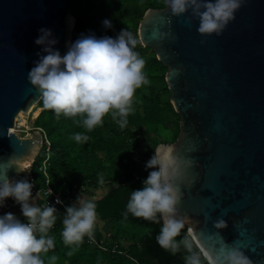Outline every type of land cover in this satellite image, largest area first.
Segmentation results:
<instances>
[{"label":"water","instance_id":"1","mask_svg":"<svg viewBox=\"0 0 264 264\" xmlns=\"http://www.w3.org/2000/svg\"><path fill=\"white\" fill-rule=\"evenodd\" d=\"M69 1L0 0V175L8 179L41 149L42 132L22 127L24 111L41 97L28 73L37 53L47 54L35 43L41 28L58 41L54 50L66 53L75 21ZM190 15L171 16L164 0L147 6L137 24L142 45L166 66L169 101L179 115L175 138L155 148L172 145L178 158L196 162L174 180L183 192L177 208L187 217L186 232L192 229L213 256L221 242L235 243L253 264H264V0H241L219 36L199 34L198 19L185 23ZM169 20L175 42L152 39L155 28L169 30ZM221 218L227 227L216 229Z\"/></svg>","mask_w":264,"mask_h":264},{"label":"clouds","instance_id":"2","mask_svg":"<svg viewBox=\"0 0 264 264\" xmlns=\"http://www.w3.org/2000/svg\"><path fill=\"white\" fill-rule=\"evenodd\" d=\"M171 16L179 17L191 11L185 20L191 25L192 19L199 20L198 33L204 36L222 35L227 25L235 19V12L241 7V0H165ZM169 30L155 28L152 39L160 42L177 37ZM106 28H111L110 20H104ZM35 43L41 45L42 55L28 73L31 85L41 93L43 106L53 110L59 117H80L78 123L91 132L102 126L104 118L110 115L121 130L128 124V116L133 111L136 90L150 84L143 69L145 60L135 51L143 43L138 35L128 29H122L116 38L105 36L97 39L94 36L82 35L72 42L63 56L53 46L58 41L53 38L50 29L41 28ZM205 41H201L204 43ZM181 68L173 70L178 75ZM78 143L87 142L90 137L76 133ZM172 145H161L147 162L146 168L157 169L149 172L143 181L141 190H134L123 213L125 219L129 213L135 218H143L153 223H162L157 243L165 251L175 255L181 247L188 253L183 259L185 264H253L244 251L236 244L221 242L219 254L213 256L197 242L192 229L183 239L177 240L187 222L186 216L179 215L177 205L183 198L180 187L174 180L182 175V168L195 166L193 159H180L174 155ZM19 167V166H18ZM20 171H23L19 167ZM103 184V178H101ZM33 184L26 179L10 181L6 174L0 175V207L6 198L11 197L21 205V212L26 219L22 223L14 214L0 216V264H44L41 254L54 249V239L49 231L57 222V209L47 204L43 208L33 206ZM50 191V195L51 190ZM49 195V196H50ZM41 199V191L37 193ZM57 203H61L57 199ZM63 217V243L78 248L87 236L91 241L97 224H103L96 212V203L90 199L77 197V203L66 207ZM216 229L227 227L225 220L214 222ZM198 249V251H197ZM68 255H72L69 252ZM51 261L57 259L52 256Z\"/></svg>","mask_w":264,"mask_h":264},{"label":"trees","instance_id":"3","mask_svg":"<svg viewBox=\"0 0 264 264\" xmlns=\"http://www.w3.org/2000/svg\"><path fill=\"white\" fill-rule=\"evenodd\" d=\"M150 5L163 6L164 0H70L68 6L75 16L70 44L82 35L97 39L105 36L116 38L122 29L137 35L138 21ZM106 19L111 21V28L104 26L103 21ZM135 51L145 60L143 71L150 84L136 90L133 111L128 116L125 129L121 130L107 115L102 126L87 132L78 123L79 116L60 114L58 117L53 110L44 108L41 97L30 112L31 117H35L33 125L42 127L50 142L47 169L51 184L64 196L72 197L80 188L86 194H92V189L106 185L107 191L92 201L96 203L100 220L117 224L115 230L109 233L110 240H106V231L97 224L94 237L97 240L103 239L106 249L88 242L86 237L78 248L69 247L63 243L62 238V220L66 212L60 206L55 207L58 219L48 234L54 239L55 247L41 254L44 264H185L183 257L188 253L183 247L173 255L157 243L156 237L162 222L157 224L135 218L130 213L127 219L123 216L130 193L143 188L140 181L133 178V174L147 175L157 170L136 163L134 157L142 155L151 159L158 142L175 138L179 119L169 101L164 80L166 66L155 57L149 46L138 44ZM76 133H84L90 139L78 143L74 139ZM162 135L167 137L163 138ZM42 151L43 147L31 166L40 159ZM127 223L142 225L145 230L140 234L129 231L124 237L117 238L120 226ZM187 234L184 227L177 240ZM114 243L116 247L112 250ZM69 252L72 255H68ZM52 256L57 257L54 262L50 259ZM202 261L207 264L203 257Z\"/></svg>","mask_w":264,"mask_h":264},{"label":"built area","instance_id":"4","mask_svg":"<svg viewBox=\"0 0 264 264\" xmlns=\"http://www.w3.org/2000/svg\"><path fill=\"white\" fill-rule=\"evenodd\" d=\"M39 129L42 132V144L41 147H43L42 155L40 159L31 166L32 162L34 161L35 156L29 163L25 164L23 167V171H20L16 175L9 178L10 181H19L22 179L28 180L30 183L33 184L32 193L33 197H37V193L41 191V199L38 198L37 206H40L43 208L47 204L49 206L57 207L60 206L63 208V210H66V207L72 206L74 202V197L72 196H64L59 189H56L52 184L50 180V175L48 173L47 165H48V158H49V146L50 142L47 139L44 130L40 126H34L31 125L28 129H26V133H30L32 129ZM150 159L147 157H143L142 155H136L134 157V161L138 164H141L146 167L147 162ZM36 171L38 175H35ZM148 177V174L140 175L138 173L133 174L134 179H138L140 181V184L143 186V181L146 180ZM51 190V195L50 191ZM50 195V196H49ZM57 199L61 201V203H57ZM21 205L16 203L13 198L8 197L6 198L4 202V206L0 207V213L13 208V207H20ZM66 212V211H65ZM26 219L24 220V223H26ZM86 240L88 242L96 243L100 248L106 249L105 244L103 243V239L97 240L95 237L90 241L87 236ZM116 247V244L112 245V250Z\"/></svg>","mask_w":264,"mask_h":264},{"label":"rangeland","instance_id":"5","mask_svg":"<svg viewBox=\"0 0 264 264\" xmlns=\"http://www.w3.org/2000/svg\"><path fill=\"white\" fill-rule=\"evenodd\" d=\"M152 6V5H150ZM41 109V107H40ZM38 114V113H37ZM28 121L30 122L29 124L26 123L23 127H24V132H26V129H28L29 127H31V125H33V121L35 119V117H31V113H29L28 115H26ZM30 132V131H29ZM164 134L166 135L167 133L164 132ZM163 138H166L167 136H164L162 135ZM161 137V138H162ZM162 138V139H163ZM107 186L104 185L103 187H100V188H97V189H92V194H87L89 197H97L99 195H101L102 193L106 192L107 191ZM76 193H82V194H86L81 188L79 190H76L75 191ZM79 193V194H80ZM117 227V224H114V222L112 221H108V222H104L103 221V224L101 225V228H103L104 231H106V235H108L106 237V240H110V237H109V233L110 232H113L115 230V228ZM145 230V227L142 226V225H138V224H122L118 230L119 232V235H117V238H121V237H124L127 233L126 232H129V231H133L135 234H140L141 232H143ZM108 232V233H107ZM115 244V243H114Z\"/></svg>","mask_w":264,"mask_h":264},{"label":"crops","instance_id":"6","mask_svg":"<svg viewBox=\"0 0 264 264\" xmlns=\"http://www.w3.org/2000/svg\"><path fill=\"white\" fill-rule=\"evenodd\" d=\"M80 193V192H79ZM76 193L75 192V197H74V202L75 203H77V197L78 196H81V197H83V198H87V199H90V200H92L93 199V197H89L87 194H82V193ZM100 196V195H99ZM99 196H97V197H99ZM94 198H96V197H94ZM37 202H38V197H33L30 201H29V203L30 204H32L33 206H36L37 205ZM7 213H12V214H14V216L17 218V219H19L22 223H24V220H25V217L23 216V214H22V212H21V206L20 207H13V208H10V209H8V210H6V211H4V212H2V213H0V216H2V215H5V214H7ZM99 217V216H98ZM100 220V219H99ZM103 221V220H102ZM98 226L99 227H101V224H99L98 223Z\"/></svg>","mask_w":264,"mask_h":264},{"label":"bare ground","instance_id":"7","mask_svg":"<svg viewBox=\"0 0 264 264\" xmlns=\"http://www.w3.org/2000/svg\"><path fill=\"white\" fill-rule=\"evenodd\" d=\"M34 106H35V105L31 106L29 110L24 111V118H23L22 127H23L26 123H28V119H27L26 115H28V114L31 112V110H32V108H33ZM23 129H24V127H23ZM24 130H25V129H24Z\"/></svg>","mask_w":264,"mask_h":264}]
</instances>
